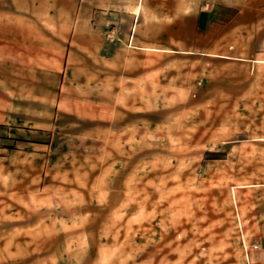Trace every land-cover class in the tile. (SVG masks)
I'll return each mask as SVG.
<instances>
[{"label": "rangeland", "instance_id": "obj_1", "mask_svg": "<svg viewBox=\"0 0 264 264\" xmlns=\"http://www.w3.org/2000/svg\"><path fill=\"white\" fill-rule=\"evenodd\" d=\"M44 1L0 103V264H264V0H140L133 38Z\"/></svg>", "mask_w": 264, "mask_h": 264}, {"label": "crops", "instance_id": "obj_2", "mask_svg": "<svg viewBox=\"0 0 264 264\" xmlns=\"http://www.w3.org/2000/svg\"><path fill=\"white\" fill-rule=\"evenodd\" d=\"M100 2L102 9L106 10L102 12L107 13V18L121 14L126 16V20L132 24L133 38L141 10V1L137 2L133 11L115 5L116 0H100ZM182 5L183 0H180L181 8ZM44 8V0H0V103L6 100V93L12 88L14 79H21L23 76V54L26 52L24 48L29 45V17L44 15ZM32 29L38 31L37 22H32ZM149 45L138 47L156 49L151 47V43Z\"/></svg>", "mask_w": 264, "mask_h": 264}, {"label": "built area", "instance_id": "obj_3", "mask_svg": "<svg viewBox=\"0 0 264 264\" xmlns=\"http://www.w3.org/2000/svg\"><path fill=\"white\" fill-rule=\"evenodd\" d=\"M243 246H244V253H245V256H246L247 259H249V258H248V247H247L246 245H243ZM253 247H257V245L254 244Z\"/></svg>", "mask_w": 264, "mask_h": 264}]
</instances>
